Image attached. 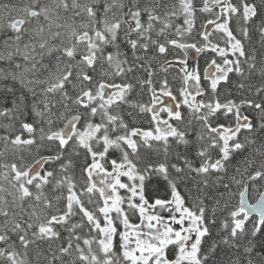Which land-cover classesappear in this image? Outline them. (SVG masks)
Listing matches in <instances>:
<instances>
[{
    "label": "snow or ice",
    "instance_id": "6c2138e0",
    "mask_svg": "<svg viewBox=\"0 0 264 264\" xmlns=\"http://www.w3.org/2000/svg\"><path fill=\"white\" fill-rule=\"evenodd\" d=\"M253 29L264 48V0L0 4V61L14 65L0 80L32 98L31 115L0 110L14 121L0 136V158L12 156L0 159V264H264V53L246 48ZM170 48L183 58L167 59ZM189 50L213 54L203 75ZM162 57V71L180 66L175 89L167 77L156 86ZM153 178L170 199L149 202ZM189 180L193 208L178 190Z\"/></svg>",
    "mask_w": 264,
    "mask_h": 264
},
{
    "label": "trees",
    "instance_id": "16d2710c",
    "mask_svg": "<svg viewBox=\"0 0 264 264\" xmlns=\"http://www.w3.org/2000/svg\"><path fill=\"white\" fill-rule=\"evenodd\" d=\"M21 0H0V4L3 3H8L10 5H16L20 3ZM197 3H201V0H196ZM234 2H236V0H234ZM198 19H197V29H199V25L200 23L203 21L205 14H197ZM177 23H181L182 24V19L177 21ZM8 35H11V33H8ZM195 35V33L193 34ZM251 41H246V48L251 51V49L255 48L257 55H258V59L260 58V53H264V48L261 47L260 43H259V34L253 29L251 32ZM6 38L5 33L4 32H0V46H2L3 44V40ZM185 39H190L188 37H185ZM166 58L172 61H175L179 58H183V53L179 50V49H169L168 53L165 54ZM212 53H204L201 54L198 57V61L196 64V68L198 69V71L201 73V75H203V70L204 68L207 66L206 62L212 57ZM163 60L164 58H160L159 62L153 63V69L155 70V76H154V80L157 81V87H158V81L163 79L164 77H167L169 80L170 85L173 86V88H177L179 86V80L177 78V74L179 71V66L176 65L175 63L173 64L172 67L168 68V72H164L161 70L160 65L163 64ZM17 62L23 63L22 60L20 58H17ZM10 65V67H9ZM165 67H168L167 65H165ZM12 68H14V65L11 64V62H7V61H0V70L3 71H8L11 70ZM139 74L146 78V75L143 73L142 70H139ZM231 78L233 81H236L238 78L234 75V74H230ZM138 87V86H137ZM221 88H229L232 90V94L233 95H237L236 93V89L232 86V84L229 85H221ZM9 89H11V91H9ZM225 95H227V92L224 93ZM136 93H133V96H135ZM21 96L25 97L23 103L21 102ZM139 98V97H138ZM143 99H147V96L145 95L143 97ZM31 96L30 94L27 92V90L20 84L19 81H13L11 80V78L7 79V80H0V110L2 109H13L16 105H22V107H25V111L27 114L31 115ZM9 123H14V121L9 120L7 117H0V136L5 134V130H4V125L5 124H9ZM17 128L19 127L18 123H17ZM142 126L147 128L148 124L147 122H142ZM3 150V144L0 143V151ZM5 160L6 162H12V156L9 153L6 157L4 158H0ZM233 163H236V161H234ZM196 184L197 181L196 180H189L186 183H181L179 186V192L180 194L184 197L185 202H186V206L193 208L194 204L196 203V199L197 196L199 195L197 188H196ZM4 186L7 187V184H4ZM146 198L149 200L150 203H154L155 199L161 198V199H170L171 195H170V190L168 189L167 186V182L163 181L162 179L159 180V182H157L156 178H153L150 182H146ZM121 194L123 195V190H121ZM7 199H11V197H7ZM205 205L208 207V214L211 215V208L214 206L213 205V201L211 199L205 198L204 200ZM235 203V201H234ZM219 215V213H218ZM2 219V218H0ZM78 219V218H77ZM138 218L137 215L132 216L131 217V222L132 223H138ZM121 230L122 226H121ZM63 235H66V233H64ZM216 236V228L213 227L212 229V237H207L205 238V240L207 241V243L204 245L205 249L207 247H209L212 243V238H214ZM117 242H118V238H117ZM37 245H39V248L37 250L41 251L42 254H46V249L48 247L47 242H37ZM34 249L37 248L36 245L32 246ZM229 250L226 248H221L220 250H218L217 254H216V259L217 260H222V259H226L227 258V252ZM34 253H30V259L33 258Z\"/></svg>",
    "mask_w": 264,
    "mask_h": 264
},
{
    "label": "rangeland",
    "instance_id": "374dc122",
    "mask_svg": "<svg viewBox=\"0 0 264 264\" xmlns=\"http://www.w3.org/2000/svg\"><path fill=\"white\" fill-rule=\"evenodd\" d=\"M27 1V0H26ZM25 3V2H24ZM179 66V65H178ZM189 66L190 67H192V65H191V63L189 62ZM9 67H10V65H9ZM180 67V66H179ZM6 184L4 181H2V180H0V184ZM6 187V186H5ZM150 211H156V210H151L150 209ZM164 213V214H163ZM160 212V214L165 218V219H167V217L169 216V214H166L165 212ZM167 216V217H166ZM137 218H138V220H139V216H138V214H137ZM140 221H138V223H139ZM176 226H178V225H174V227H176ZM179 227V226H178Z\"/></svg>",
    "mask_w": 264,
    "mask_h": 264
},
{
    "label": "water",
    "instance_id": "95a60500",
    "mask_svg": "<svg viewBox=\"0 0 264 264\" xmlns=\"http://www.w3.org/2000/svg\"><path fill=\"white\" fill-rule=\"evenodd\" d=\"M198 57H195V53L192 50H189V62L196 63Z\"/></svg>",
    "mask_w": 264,
    "mask_h": 264
},
{
    "label": "flooded vegetation",
    "instance_id": "af4514ba",
    "mask_svg": "<svg viewBox=\"0 0 264 264\" xmlns=\"http://www.w3.org/2000/svg\"><path fill=\"white\" fill-rule=\"evenodd\" d=\"M24 2L26 3L27 1L26 0H21L20 1V3H19V5L18 4H16L17 6H23V4H24ZM177 65V64H176ZM192 65V67H196V66H193L194 64H191ZM160 212H162L163 213V211L161 210ZM166 214H169V213H167V212H165ZM164 214V213H163ZM167 217V216H166ZM168 218V217H167ZM176 228H178V226H176Z\"/></svg>",
    "mask_w": 264,
    "mask_h": 264
}]
</instances>
